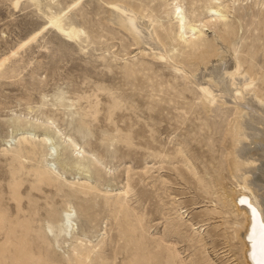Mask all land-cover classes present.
<instances>
[{"label":"rangeland","instance_id":"374dc122","mask_svg":"<svg viewBox=\"0 0 264 264\" xmlns=\"http://www.w3.org/2000/svg\"><path fill=\"white\" fill-rule=\"evenodd\" d=\"M263 1L226 0L230 4L228 19L240 18L231 46L219 37L215 28L205 29L206 36L215 39L222 54L228 56L234 47L245 59L252 55L256 68L264 73ZM157 2L153 0L154 4ZM49 3V0H42L40 5L32 0H0V207L7 208L16 219L8 185L12 182V168L18 164L13 157L18 137L25 134L37 138L46 134V122L53 118L52 131L46 134L51 137L50 144H38L34 153H26V165L49 162L54 174L60 175L55 186L43 191L31 189L29 179L35 176L27 168L16 174L23 177L20 191L27 215L30 214L27 194L38 199L32 206L36 208L32 234L35 236L40 227L52 229H48L51 235L47 242H35L36 250L40 248L56 258L71 256L76 235L69 234L66 238L59 235L58 221L69 208L78 236L97 244L99 251L94 264H99L102 257L107 264H130V259H137L138 264H166L167 260L180 264L179 258L185 264H194L192 261L197 258L203 264H230L212 248L207 253L200 247L189 246L195 243L198 230L210 242L209 236L214 234L211 229L221 221L218 218L206 231L204 227L195 230L190 227V222L206 217L209 205L215 204H190L199 200L195 190L199 188L183 179L184 174L179 175L176 166L181 161L176 162V158L182 146L192 162L200 165L199 170L213 179L220 159H225L223 129L232 119L236 105L217 96L209 112L205 111L200 102L201 88L192 81L187 68L176 70L159 56L157 49L134 44L132 36L113 21V11L130 16L120 6L104 0H54L51 6ZM209 4L208 0H184L187 19L198 21L199 15L206 16ZM54 16V22L57 16L61 17L65 28L71 23L83 27L89 38L84 34L69 37L54 25L51 20ZM164 20H169L165 14ZM220 26L217 22V27ZM126 64L139 72L125 74ZM255 83L264 86L261 81ZM180 89H186L185 94ZM237 94L241 96V91ZM172 96L176 100L168 102ZM16 116L21 121H13ZM29 120L36 126L25 125ZM70 136L81 146L66 145L64 141ZM6 147L8 153H4ZM22 147L26 152L25 144L19 145ZM79 147L81 153L84 151L81 158L75 151ZM47 153L44 162L43 154ZM164 155L167 161L175 160L174 164L165 162L170 168L164 169ZM212 157H216L213 162ZM263 163L264 160L260 164ZM214 165L209 173L204 172ZM224 173L226 190L230 192L236 179L226 167ZM79 178L89 179L102 191L113 193L99 194L89 201L73 198L76 188L69 182ZM123 189L128 190L122 195L128 206L127 216L115 196ZM217 192L215 196L223 194L224 189ZM187 206L193 208L186 211ZM128 222L137 224L132 226ZM175 222L180 234L171 237L168 231ZM165 236L170 244L176 243L181 257L168 258Z\"/></svg>","mask_w":264,"mask_h":264},{"label":"bare ground","instance_id":"6f19581e","mask_svg":"<svg viewBox=\"0 0 264 264\" xmlns=\"http://www.w3.org/2000/svg\"><path fill=\"white\" fill-rule=\"evenodd\" d=\"M32 1L37 5L42 3V0ZM49 1L54 3V0ZM104 1L108 4H116L129 11V17L113 11V21L132 36L134 44H147L151 48L157 49L159 56L166 58L176 70H178L177 68L180 70L183 67L189 70L187 73L191 75L190 78H193L191 80L201 88L200 102L205 111L209 112L211 104L217 96H221L225 101H230V103L236 105L232 119L226 123L223 129L222 143L225 149L224 152H226L225 159L223 160L224 162L220 159V166L216 167V176L213 179L210 174H207L210 175L208 177L203 173L202 169L199 170L200 165L192 162L182 146L177 150V154L180 156L176 158L178 159L176 162L181 161L180 165L176 166L178 167L179 175L184 174L183 179L194 183V188H199L195 189L199 200L190 204L194 206H198V204L203 202L215 204L209 205L210 209L206 213V217H201L202 219L200 220L195 218L197 221L190 222V227L194 230L204 227L205 230L213 223H216L218 218V221H221L214 229H211L214 234H210L209 237H212L210 242L198 230L195 232L197 236L195 243L189 246L200 247L207 253L212 248L218 256L225 257L230 264L236 261V264H264V165L260 164L264 160V86L255 83L261 81V84L264 85V73L256 68L252 55L250 59H245L241 57L240 52L234 47H232L233 53L229 51L230 54L228 56L225 55L226 53L222 54L217 48L215 39L206 36L205 29L207 27L215 28L219 37L226 41L228 46H231V39L236 34V25L240 18L235 16L236 20L228 19L230 4H227L228 2L225 3L226 0H208L210 4L207 6L206 16L199 15L198 21L187 19L184 0H158L155 4L153 0ZM50 3L49 5L51 6L52 3ZM263 4L264 1L262 2ZM261 9L263 12V8ZM164 14L169 18L167 22L164 20ZM54 18L55 16L51 17L54 25L60 31L66 32L69 37L74 38L84 34L89 38V34L83 27L71 23L68 28H65L61 25L60 16L56 17L55 22ZM217 22L221 24L220 27H217ZM227 50L229 49L227 48ZM144 63L149 65L147 62H142L141 64ZM124 72L125 74H137L139 69H131L126 64ZM207 76L208 80H206ZM253 84L252 88H246V86ZM250 89L252 91L247 93L246 91ZM185 90L180 89L178 91L181 94H185ZM237 91H241V96L237 94ZM175 100V96L167 99L168 102ZM13 121L18 122L21 119L16 116ZM46 123L45 129L47 132L49 130L52 131L55 120L50 118ZM35 124L29 120L25 125L35 127ZM47 132L46 134H48ZM46 134L37 136V138L22 134L18 139L16 138L18 146L15 147L13 157L18 164L12 168V182L9 183L8 188L10 199L15 204L17 213L15 214L16 219H14L12 218L14 214L9 215L7 208L0 207V264H94V256L99 251L97 244H94L92 240L86 237L78 236V231L75 232L73 211L69 208L58 217V221L61 228L59 235H63L65 238L69 234L71 237L74 234L76 235V244L72 248L71 256L67 259L51 257L42 252L40 248L36 250L34 247L37 240L41 242L49 240L51 232L48 229H50V226L47 227V230H45V227L44 230L40 227L34 232L35 234L37 233L36 237L32 234V231H34L32 224L35 221L33 216L36 211V208L32 209V206L38 199L27 194L30 204V216L27 215L25 206L22 204L24 197L20 191L24 183L23 177L16 174L19 169L27 168V171L31 172V176H35L34 179H29L31 189L43 191L44 188L50 189L51 186H55L56 180L59 179L60 175L58 172L54 174L49 162L44 165L31 167L26 165V161H28L26 153H34L38 144L43 146L50 144L51 137L46 136ZM209 139L211 140V137ZM64 142H66V145L69 143L74 147L81 146L72 136ZM128 142L131 143L130 141ZM21 144H25L26 152L23 147L19 148ZM253 144L257 146L251 148L250 145L252 146ZM80 149L81 147L75 149L78 158H81L84 153V151L81 153ZM3 150L4 153L9 152L7 147L3 148ZM48 154H43L44 158L42 160L44 162L47 160L45 157ZM215 158L212 157V162ZM165 162L174 164L175 160L169 159L167 161L164 155V169L170 168ZM214 167L215 165L208 169L206 168L204 172L209 173V170ZM225 167L230 175L236 179L235 186L230 192L226 190L228 187L227 178L224 175ZM164 182H166L165 179ZM69 183L76 188L72 193V197L81 201L92 200L99 194L111 196L113 193L108 192L107 189H105V192L102 191L100 187L89 179L79 178ZM219 188L224 189V193L215 196ZM127 192L128 190H124V192L115 194L119 201V207L124 210L125 216H127L128 206L122 195H126ZM217 203L222 205L219 207ZM48 205L52 207L51 203H48ZM192 206H187L188 209L186 211ZM135 222H128V224L134 226L137 224ZM50 230L52 231V229ZM179 234L180 229L175 222L169 228L168 235L177 237ZM163 241L164 250L169 253L168 258L181 257L176 243L170 244L166 236ZM187 249L189 248L187 247ZM179 260L180 264H185V260H182V258H179ZM107 263V259L100 258L99 264ZM192 263L203 264L198 258L193 260ZM130 264H138V260L130 259ZM166 264L172 263L167 260Z\"/></svg>","mask_w":264,"mask_h":264}]
</instances>
